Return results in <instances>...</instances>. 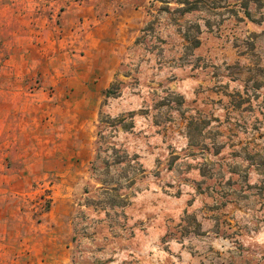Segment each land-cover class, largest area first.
Returning <instances> with one entry per match:
<instances>
[{
  "label": "rangeland",
  "instance_id": "obj_1",
  "mask_svg": "<svg viewBox=\"0 0 264 264\" xmlns=\"http://www.w3.org/2000/svg\"><path fill=\"white\" fill-rule=\"evenodd\" d=\"M186 1L0 0V59L39 42L31 28L46 16L62 28L70 5L89 6L119 45L106 57L69 48L101 73L84 126L40 131L38 157L31 136L8 148L14 131L0 135V172L9 150L29 180L25 194L0 195L25 205L30 228L22 256L21 227H8V263L264 264V0H190L192 11ZM113 81L119 95L107 98ZM117 194L125 205L111 206Z\"/></svg>",
  "mask_w": 264,
  "mask_h": 264
},
{
  "label": "crops",
  "instance_id": "obj_2",
  "mask_svg": "<svg viewBox=\"0 0 264 264\" xmlns=\"http://www.w3.org/2000/svg\"><path fill=\"white\" fill-rule=\"evenodd\" d=\"M78 6L80 9L73 11L70 5L69 9L63 13L64 26L62 28H58L53 23L55 17L46 16L41 28H31L33 32L39 34V42L25 43L23 41L13 52H8L3 59H0V135L9 133L10 130L15 133V138L13 140L6 138L2 146L8 148L18 146V144L22 146L23 142L19 141L16 134L19 132L21 137L31 136L32 153L38 157L40 156V139H42L40 131L50 129L55 123H58V127L64 131H76L80 128V124L84 126L87 122L83 117V112L98 109V101L95 99L91 86L97 79L96 71L99 73L100 68H97L96 64H89L87 53L86 59L83 60L84 63L78 64L71 57L69 48L79 42L85 46L87 52L89 50L98 51L100 55L106 57L108 53L111 55L113 51L116 52L119 45L114 41L115 33L108 27L107 30L105 29L106 25L102 19H98V16L93 19L85 15V10L90 9L89 6L86 9L84 5ZM72 25H75V29ZM60 29L67 33L68 39L58 34ZM17 34H21L22 38L25 35L23 30L18 31ZM73 36L76 37L75 40L72 39ZM64 45L69 51H64V49V52L62 51ZM33 49L38 50L36 58L30 53ZM115 58L114 55V60ZM107 65L109 64L105 63L104 68H107ZM32 82H36L37 85L32 87ZM81 109H84L82 114H80ZM29 122L32 125H29ZM65 134L68 135V132ZM52 136V134H45L43 139L48 141ZM62 138L60 144L67 142L63 141L65 138L68 140L63 133ZM76 145L75 141L71 142V146ZM5 155L6 165L0 172V195L25 194L29 187L28 174L25 173L27 166L12 171L8 166L10 163L9 150ZM21 157L24 158L23 154H20ZM72 158V155L67 157V160L70 159L71 162V165L67 163L68 168L73 166ZM25 209L24 204L10 206L0 203V264H10L8 263V257H10L8 227L12 224L21 227L17 234L20 243L17 249L20 254L23 251L22 256H24L25 242L30 239L28 237L30 228ZM13 210L14 215L11 213ZM48 214L53 218L54 215L50 212ZM38 235L41 236V233ZM25 262L28 261L23 260V264Z\"/></svg>",
  "mask_w": 264,
  "mask_h": 264
},
{
  "label": "trees",
  "instance_id": "obj_3",
  "mask_svg": "<svg viewBox=\"0 0 264 264\" xmlns=\"http://www.w3.org/2000/svg\"><path fill=\"white\" fill-rule=\"evenodd\" d=\"M185 3H186V6L183 7V10H185V11H192V10H196L198 8V3L197 2L188 0ZM185 37L188 38L189 35L185 34ZM200 43H201V40H200L199 37H197V36L193 37V39H192V45L194 47H198L200 45ZM119 89L120 88L118 87V84H116V82L113 81L110 84V86L105 90V93L104 94H105V96L107 98H109V97H115V96H118L119 95ZM106 163H107V165L110 164V162L109 163L106 162ZM111 163H113V162H111ZM111 165L112 164H110L109 167ZM102 183L104 185H109L110 184V182L108 180H104ZM104 188H105L104 191H107V192L114 191V190L117 189L116 186L115 187L104 186ZM126 202H127V196L126 195H122V194L118 195L117 194V199H114L112 201V203H110V204H111V206H123V205H125Z\"/></svg>",
  "mask_w": 264,
  "mask_h": 264
}]
</instances>
